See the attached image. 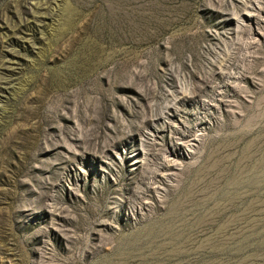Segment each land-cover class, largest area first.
<instances>
[{
	"label": "rangeland",
	"instance_id": "obj_1",
	"mask_svg": "<svg viewBox=\"0 0 264 264\" xmlns=\"http://www.w3.org/2000/svg\"><path fill=\"white\" fill-rule=\"evenodd\" d=\"M0 264H264V0H0Z\"/></svg>",
	"mask_w": 264,
	"mask_h": 264
}]
</instances>
